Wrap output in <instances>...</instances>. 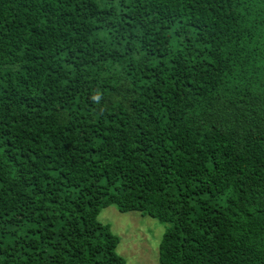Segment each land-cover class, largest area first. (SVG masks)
I'll return each instance as SVG.
<instances>
[{"label": "trees", "instance_id": "obj_1", "mask_svg": "<svg viewBox=\"0 0 264 264\" xmlns=\"http://www.w3.org/2000/svg\"><path fill=\"white\" fill-rule=\"evenodd\" d=\"M264 264V0H0V264Z\"/></svg>", "mask_w": 264, "mask_h": 264}, {"label": "rangeland", "instance_id": "obj_2", "mask_svg": "<svg viewBox=\"0 0 264 264\" xmlns=\"http://www.w3.org/2000/svg\"><path fill=\"white\" fill-rule=\"evenodd\" d=\"M99 220L110 224L119 235L121 244L118 252L127 260V264H158L155 253L160 248L167 223L157 218L143 216L139 212H120L116 206L104 208Z\"/></svg>", "mask_w": 264, "mask_h": 264}]
</instances>
